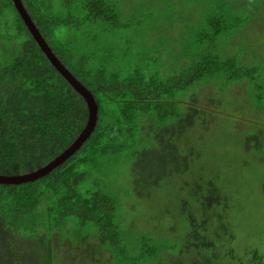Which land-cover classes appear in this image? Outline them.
I'll use <instances>...</instances> for the list:
<instances>
[{"label":"trees","instance_id":"obj_1","mask_svg":"<svg viewBox=\"0 0 264 264\" xmlns=\"http://www.w3.org/2000/svg\"><path fill=\"white\" fill-rule=\"evenodd\" d=\"M22 2L52 51L92 92L98 114L90 136L47 173L0 182V264H57L68 254L79 264H264L262 246L240 250L236 197L220 176L200 172L196 141L210 123L222 125L220 106L231 104L238 86L245 94L237 113L249 121L252 101L264 102V46L250 61L232 45L245 21L264 19L256 12L264 0L218 1L191 44L168 56L165 34L138 39L139 22L125 18L120 0ZM226 115L232 130L244 117ZM88 117L86 99L14 1L0 0V174L47 165ZM146 197L158 204L124 222L137 232L132 237L121 226V201Z\"/></svg>","mask_w":264,"mask_h":264},{"label":"rangeland","instance_id":"obj_2","mask_svg":"<svg viewBox=\"0 0 264 264\" xmlns=\"http://www.w3.org/2000/svg\"><path fill=\"white\" fill-rule=\"evenodd\" d=\"M218 1L220 0H120L119 10L124 11L125 18H135L136 22H139L135 27L134 34L138 39L142 37V42H149L152 40L151 38L157 40L156 37L165 34L164 37L167 39H165V44H162L164 46L163 54L168 56L167 51L169 54L173 49L175 52L177 50L179 52L181 43L191 44L197 33L195 30L202 29L203 26L206 27L205 20L214 10L213 7ZM228 1L238 4L244 0ZM252 1L256 3V0ZM248 3L249 0H246V4ZM256 12H261L260 14L264 16L262 6L256 9ZM234 14L246 17L249 15L246 12H235ZM256 15L259 16V14ZM251 21L248 19L244 22L245 25L240 29H245H239L240 31L236 32L235 40L232 42V45L237 48L236 52H241L247 57L246 60L250 61L264 46V19L258 17L253 19L252 17ZM140 27H144L143 32L139 29ZM230 43L228 41V47ZM261 78H264V70L261 73ZM205 89H207V93L213 91L210 85H207ZM234 91L235 98L232 96L231 104L226 107L220 106L225 114L218 115L225 117L222 119V125L218 126L216 122L210 123L209 128L199 131L196 141L201 147L199 154L203 167L200 172L205 176L213 174L220 176L222 183L234 193L237 222H239L236 224L237 242L240 250L245 252L246 248L253 243L262 246L264 251V102L261 106H256L252 101V109L255 114L252 113L251 116H254L255 119L251 122L244 114L237 113V107L244 104L240 102L245 94L243 88L238 86ZM229 112L232 116H244L241 121L235 122L233 130L226 115ZM197 143L195 142L196 145ZM195 167H193V173L198 171ZM184 179L187 180V178ZM121 202L123 210L120 220L123 228L126 224L124 222L131 221V219L139 220L142 214L146 213L148 205L158 204V201L149 197L139 200L125 198ZM154 215L158 214L154 213ZM146 225L148 224L146 223ZM159 228L162 233L167 232L161 224H159ZM179 228L173 230L176 235L181 234ZM124 229L125 233L129 232L132 237L136 236L137 232L132 231V227L127 225ZM129 229L131 231H128ZM76 253L80 257L83 253L82 249H77ZM72 257V254H68L57 264H79L78 258L73 260ZM101 259L100 263L103 264V258ZM84 261L89 262L90 259L86 258Z\"/></svg>","mask_w":264,"mask_h":264},{"label":"water","instance_id":"obj_3","mask_svg":"<svg viewBox=\"0 0 264 264\" xmlns=\"http://www.w3.org/2000/svg\"><path fill=\"white\" fill-rule=\"evenodd\" d=\"M17 9L19 10L22 18L25 23L29 27L33 36L41 46V48L45 51L49 59L52 61L54 66L67 78V80L73 85V87L80 92L87 101L88 109H89V117L85 128L81 131L78 137L73 141V143L59 156H57L54 160L49 162L47 165L42 168L33 171L31 173L20 174V175H3L0 174V182L1 183H20L29 180H34L37 177L47 173L53 167H55L58 163L66 159L71 153H73L81 144L90 136L93 131L98 114V105L95 100L92 92L87 89L72 73L71 71L62 63V61L57 57V55L52 51L51 47L48 45L47 41L41 34L40 30L36 26L32 17L26 10L23 5L22 0H13Z\"/></svg>","mask_w":264,"mask_h":264}]
</instances>
